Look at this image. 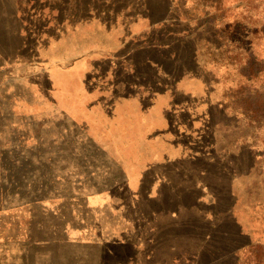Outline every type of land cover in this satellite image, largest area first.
<instances>
[{
	"label": "rangeland",
	"instance_id": "1",
	"mask_svg": "<svg viewBox=\"0 0 264 264\" xmlns=\"http://www.w3.org/2000/svg\"><path fill=\"white\" fill-rule=\"evenodd\" d=\"M176 2L189 36L167 38L166 65L211 67L226 111L213 112L204 156L140 193L55 104H75L69 90L93 78L80 74L101 44L81 22L93 0H0V264L147 262L140 247L152 264H264V0Z\"/></svg>",
	"mask_w": 264,
	"mask_h": 264
},
{
	"label": "crops",
	"instance_id": "2",
	"mask_svg": "<svg viewBox=\"0 0 264 264\" xmlns=\"http://www.w3.org/2000/svg\"><path fill=\"white\" fill-rule=\"evenodd\" d=\"M165 1L87 4L81 22L87 36L100 37L101 44L91 56L87 52V64L96 66L80 74L93 78L83 90H69L75 104L57 94L55 100L57 107L85 121L89 137L123 162L126 181L140 193L166 183L168 167L204 156L214 131L213 112L226 111L224 99L214 97L211 67L197 60L191 69L188 55L176 58V67L166 65L175 60L166 52L167 38L188 37L190 19L183 13L186 5ZM76 94L83 96V104L74 100ZM140 249L148 263L137 255L125 264H152L150 250Z\"/></svg>",
	"mask_w": 264,
	"mask_h": 264
},
{
	"label": "trees",
	"instance_id": "3",
	"mask_svg": "<svg viewBox=\"0 0 264 264\" xmlns=\"http://www.w3.org/2000/svg\"><path fill=\"white\" fill-rule=\"evenodd\" d=\"M68 173L65 174L63 177L66 178L67 180V177H68ZM57 180V179H56ZM58 187L56 188V193L60 196H63V197H70V195L72 194L69 189H64V187H60L59 188V184L57 183Z\"/></svg>",
	"mask_w": 264,
	"mask_h": 264
},
{
	"label": "water",
	"instance_id": "4",
	"mask_svg": "<svg viewBox=\"0 0 264 264\" xmlns=\"http://www.w3.org/2000/svg\"><path fill=\"white\" fill-rule=\"evenodd\" d=\"M67 180H69V181H70V180H71V177H70V176H68V177H67Z\"/></svg>",
	"mask_w": 264,
	"mask_h": 264
}]
</instances>
